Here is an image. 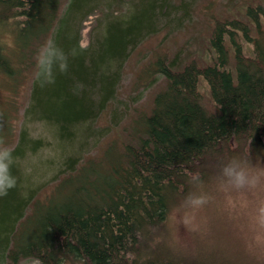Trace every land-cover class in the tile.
Returning a JSON list of instances; mask_svg holds the SVG:
<instances>
[{
  "label": "trees",
  "instance_id": "16d2710c",
  "mask_svg": "<svg viewBox=\"0 0 264 264\" xmlns=\"http://www.w3.org/2000/svg\"><path fill=\"white\" fill-rule=\"evenodd\" d=\"M189 1L0 0V29H11L17 57L0 43V86L17 93L33 74L27 111L48 122L63 151L105 116L119 133L98 153L67 160L55 184L32 187L15 162L25 146L36 151L42 142L11 122L20 101L0 108V144L12 150L17 178L0 195V264L250 263L227 247L176 243L169 221L195 194L223 185L229 159L264 160V1L242 10V18L216 19L203 61L185 62L180 49L143 64L136 85L161 77L164 86L150 111L124 115L127 127L120 125L126 112L118 88L127 62L160 26L190 19ZM96 13L103 24L83 46L79 24ZM48 38L75 54L68 70L42 87L34 57Z\"/></svg>",
  "mask_w": 264,
  "mask_h": 264
},
{
  "label": "rangeland",
  "instance_id": "374dc122",
  "mask_svg": "<svg viewBox=\"0 0 264 264\" xmlns=\"http://www.w3.org/2000/svg\"><path fill=\"white\" fill-rule=\"evenodd\" d=\"M191 2L194 13L190 19L185 18L181 26H160L158 33L141 42L127 62L128 65L118 88V100L122 102L119 106L126 112L120 119L122 127H127V115L150 111L155 92L164 86V80L161 77L155 81L148 80L139 86L136 85L138 72L143 64L158 55L172 56L180 49L183 50L182 56L185 62L194 57L203 61L205 57L207 58L209 48L207 41L215 20L231 16L242 18L240 12L245 11L249 5L259 3V0H192ZM121 12L125 14L126 10ZM103 17L100 13H96L79 24L83 46L93 42L101 29ZM0 43L10 57L17 59L11 52L14 45V34L11 29L3 31L0 29ZM188 55L191 57L187 58ZM29 76V80H24L17 86V93L6 90L4 85L0 86V108L7 107L6 104L13 99L20 101L18 118L14 111L11 122L16 123L18 128L26 129L29 139L41 140L42 144H39L36 151L25 146V151L20 158L16 159L15 164L23 171L25 179L32 180L33 183L30 186L35 187V185L46 183L48 186L56 183L53 178L56 173L66 168L67 160L74 156L81 158L87 157L88 153L90 155L98 153L107 142L118 137L119 133L116 126L114 127L113 123L110 124L105 116L97 121V127L94 125L95 131L93 130L91 135L82 136L79 132L68 143L67 149L61 150V141L55 138L48 122L37 116H31L27 111L29 89H31L29 84L33 74L30 73ZM84 123L82 128H87L88 122ZM109 125L114 129L109 128ZM133 127L134 123H129L130 131H133ZM248 166L254 171L262 170L264 160H257ZM216 187L214 189L210 186L209 190L192 197L204 198L205 202L199 207L193 209L187 206L170 216L173 241L176 243L181 241L185 245L201 241L203 244L208 242L214 246L229 248L231 252L229 255L238 260L246 262L250 260L249 264H264V225L257 223L255 219L258 199L264 197V183L251 190L232 189L224 185ZM188 213L195 217L192 224L184 223L183 217ZM19 264L39 263L36 260L26 259Z\"/></svg>",
  "mask_w": 264,
  "mask_h": 264
},
{
  "label": "clouds",
  "instance_id": "9594fccd",
  "mask_svg": "<svg viewBox=\"0 0 264 264\" xmlns=\"http://www.w3.org/2000/svg\"><path fill=\"white\" fill-rule=\"evenodd\" d=\"M74 50L65 51L57 42L46 39L37 50L34 57V76L40 86L51 85L55 82L57 73L68 70L69 55ZM13 153L10 148L0 144V195H5L9 189L15 187L17 178L12 173ZM198 177L194 176L193 179ZM221 179L225 187L232 189H256L264 183V169L254 171L244 161L233 157L221 167ZM205 202L203 197L190 198L187 204L190 208H197ZM185 224H192L195 217L188 213L183 217ZM255 219L264 225V197L258 199Z\"/></svg>",
  "mask_w": 264,
  "mask_h": 264
}]
</instances>
